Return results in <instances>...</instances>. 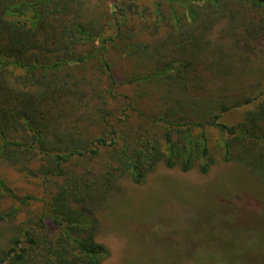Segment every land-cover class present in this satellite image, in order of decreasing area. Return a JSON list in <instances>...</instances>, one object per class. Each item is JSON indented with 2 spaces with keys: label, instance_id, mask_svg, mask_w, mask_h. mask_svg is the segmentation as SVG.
Listing matches in <instances>:
<instances>
[{
  "label": "trees",
  "instance_id": "1",
  "mask_svg": "<svg viewBox=\"0 0 264 264\" xmlns=\"http://www.w3.org/2000/svg\"><path fill=\"white\" fill-rule=\"evenodd\" d=\"M86 1L0 0V159L25 172L39 164L37 173L50 183L49 213L59 227L52 235L46 214L25 227L16 223L17 211L5 212L0 206V264H101L110 250L97 240L100 210L117 182L128 176L142 183L161 162L184 172L197 167L207 174L215 163L208 126L226 135L225 160L264 172L261 156L249 146L257 144L255 140L264 143V93L257 103L256 98L246 99L244 104L254 105L247 122L232 127L219 121L228 111L226 105H219L220 113L210 119H200L209 112L210 101L190 80L202 60L201 39L208 26L230 16V6L264 12V0H155L159 14L167 4L174 19L157 48L166 54L157 52L153 60L159 85L172 96L159 105L161 133L154 122L133 130L128 116L118 117L113 104L117 100L116 105L137 111L134 100L116 95L114 79L104 88L97 83L112 70L100 48L96 50L97 42L104 40L102 29L84 14ZM172 2L183 8L181 16ZM114 7L124 19L134 5ZM116 26L117 36L123 37L119 21ZM260 31L256 25L251 35ZM89 43L93 50L87 48ZM142 51L149 58L150 53ZM176 56L180 64L163 65L166 57ZM102 126L109 131L110 143L93 132ZM105 148L109 155L102 165ZM2 190L9 191L0 180ZM3 199L0 193V204Z\"/></svg>",
  "mask_w": 264,
  "mask_h": 264
},
{
  "label": "rangeland",
  "instance_id": "2",
  "mask_svg": "<svg viewBox=\"0 0 264 264\" xmlns=\"http://www.w3.org/2000/svg\"><path fill=\"white\" fill-rule=\"evenodd\" d=\"M117 3L125 10L134 5L126 18L118 14ZM172 5L181 16L180 4ZM83 12L102 29L104 40L97 42L96 50L100 48L113 73L112 77L104 72L97 83L104 88L114 79L116 95L134 100L137 111L127 109L126 104L116 105V100L113 106L118 117L124 119L126 114L133 130L154 122L161 133L164 124L159 105L172 96L159 85L153 60L157 52L166 54L165 49L157 48L174 23L168 5L159 14L155 0H90ZM229 13V18L208 26L201 39L204 54L190 80L210 101L209 112L200 119H210L220 113L219 105H226L228 111L220 114L219 121L238 127L247 122L254 107L244 104L246 99L256 98L257 103L264 93V12L230 6ZM118 21L123 37L117 36ZM256 25L261 31L252 36ZM87 48L94 49L91 43ZM142 50L150 53L149 58ZM179 58L166 57L163 65L180 64ZM119 101L126 103L122 97ZM123 125L118 127L121 131ZM93 132L111 142L107 127H95ZM207 133L215 159L207 174L197 167L184 172L161 162L142 183L128 176L117 182L100 210L97 240L110 250L101 264H264V172L238 160H225L226 135L214 126H208ZM255 142L258 145L252 141L249 146L261 156L264 169V143ZM107 155L105 148L102 165ZM31 168L32 172L21 171L0 159V180L9 190L0 192L4 195L0 206L5 212L17 211L16 223L25 227L27 221L46 214L49 232L57 235L59 227L49 213L50 183L37 173L39 164Z\"/></svg>",
  "mask_w": 264,
  "mask_h": 264
}]
</instances>
